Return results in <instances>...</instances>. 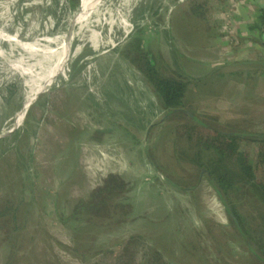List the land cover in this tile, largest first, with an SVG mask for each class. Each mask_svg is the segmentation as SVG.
<instances>
[{
  "label": "rangeland",
  "instance_id": "1",
  "mask_svg": "<svg viewBox=\"0 0 264 264\" xmlns=\"http://www.w3.org/2000/svg\"><path fill=\"white\" fill-rule=\"evenodd\" d=\"M185 1L104 0L78 29L63 79L35 99L0 155V202L17 203L22 178L29 176L18 212V256L9 264H81L59 215L86 199L109 171L136 179V217L125 231L96 234L88 264H113L134 232L170 264H254L204 175L186 192L165 176L189 185L191 166L177 160L169 142L174 123L126 56L139 44L157 67L190 80L191 108L175 121L193 111L223 131H264V47L241 40L246 31L236 18L238 5L249 1L224 0L221 8L211 0L209 23ZM74 3L58 18L54 0H0V82L18 75L23 99L48 74L55 40L78 9ZM233 37L242 43L235 46ZM13 103H3L10 104L1 108L3 126ZM15 148L26 159L33 152L25 173ZM3 236L0 228V264L9 249Z\"/></svg>",
  "mask_w": 264,
  "mask_h": 264
},
{
  "label": "trees",
  "instance_id": "2",
  "mask_svg": "<svg viewBox=\"0 0 264 264\" xmlns=\"http://www.w3.org/2000/svg\"><path fill=\"white\" fill-rule=\"evenodd\" d=\"M54 1L58 6V18H61L67 11L70 0ZM71 1L75 2L76 9L79 0ZM219 2L221 8H225L226 4H222L224 0ZM185 3L195 17L209 23L211 0H186ZM250 27L264 30V5L259 8L257 19ZM133 50H136L135 54L126 55L128 60L150 84L164 107L163 113L174 123L175 133L169 142L177 152V160L186 161L191 166L186 171L192 179L189 185L167 174L165 176L176 184H183L174 188L179 192H186L190 190L187 188L193 187L191 185L195 184L200 175H204L224 205L229 222L238 235L239 245L251 252L254 264H264V131H223L213 128L214 123L205 120L201 112L193 111L184 121H175V117L184 116L185 110L191 108L190 80L177 71L168 73L157 67L141 45L136 44ZM22 88V80L18 75L0 82V113L2 107L8 108L10 105L3 106V103H8L11 99L14 100L13 109L20 107ZM2 127L0 124V129ZM8 137L0 142V155L11 146L5 143ZM15 151L18 164L25 173L31 167L33 152L28 150L26 159L22 150L15 148ZM22 179L18 202L11 199L0 202V228L4 233L2 241L9 245L4 264L13 262L18 256V249L15 248L20 241L15 234L19 229L18 212L24 202L23 193L27 188L28 174ZM135 184L136 179L109 171L101 176L100 183L86 199L77 200L67 215H59L61 222L71 231V249L77 254L81 264H88L89 257L95 254L96 234L99 237L110 230L125 231L123 227L135 219ZM113 264L170 263L143 234L134 232L127 235Z\"/></svg>",
  "mask_w": 264,
  "mask_h": 264
},
{
  "label": "bare ground",
  "instance_id": "3",
  "mask_svg": "<svg viewBox=\"0 0 264 264\" xmlns=\"http://www.w3.org/2000/svg\"><path fill=\"white\" fill-rule=\"evenodd\" d=\"M104 0H81L80 12L71 18L66 32L56 39V47L52 49V64L48 74L43 80L34 86L22 100L19 109L12 115L9 124L0 129V138L13 132L26 120L30 112L31 105L42 93L52 90L63 79L67 63L72 55V45L78 29L85 20ZM90 29V28H87Z\"/></svg>",
  "mask_w": 264,
  "mask_h": 264
},
{
  "label": "crops",
  "instance_id": "4",
  "mask_svg": "<svg viewBox=\"0 0 264 264\" xmlns=\"http://www.w3.org/2000/svg\"><path fill=\"white\" fill-rule=\"evenodd\" d=\"M248 1L250 4L240 3L238 5V10H237L236 18L238 20V25L241 26L242 31H246L245 33H242L241 40L250 41L251 43H256L258 45H261L260 47H264V41H263L264 40V30H259L257 28L250 27V25L256 21L258 10L262 5H264V0H248ZM243 34H245V36ZM227 58L230 59L231 57H227Z\"/></svg>",
  "mask_w": 264,
  "mask_h": 264
},
{
  "label": "water",
  "instance_id": "5",
  "mask_svg": "<svg viewBox=\"0 0 264 264\" xmlns=\"http://www.w3.org/2000/svg\"><path fill=\"white\" fill-rule=\"evenodd\" d=\"M80 6H81V0H80V4H79L78 9H77V11H76V13H75L74 16H76V15L80 12ZM74 16H73V17H74ZM73 17H72V18H73ZM21 104H22V103H21ZM18 109H19V108H18ZM16 111H17V110H16ZM16 111H15V112H16ZM15 112H14V113H15ZM9 123H10V122H9ZM9 123H8V124H9ZM9 135H10V133H9L8 135H5V136L1 137V138H0V142H2V141H3L6 137H8Z\"/></svg>",
  "mask_w": 264,
  "mask_h": 264
},
{
  "label": "built area",
  "instance_id": "6",
  "mask_svg": "<svg viewBox=\"0 0 264 264\" xmlns=\"http://www.w3.org/2000/svg\"><path fill=\"white\" fill-rule=\"evenodd\" d=\"M236 34H238V33H236ZM240 35L238 34V37H239ZM232 42H234L235 44V46H237V45H240L241 43H242V41L240 40V39H238L237 37H233V39H232Z\"/></svg>",
  "mask_w": 264,
  "mask_h": 264
}]
</instances>
